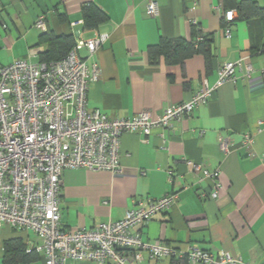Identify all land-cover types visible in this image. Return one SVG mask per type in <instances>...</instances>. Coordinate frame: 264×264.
<instances>
[{"label":"crops","instance_id":"crops-1","mask_svg":"<svg viewBox=\"0 0 264 264\" xmlns=\"http://www.w3.org/2000/svg\"><path fill=\"white\" fill-rule=\"evenodd\" d=\"M241 0H157L159 13L145 12L146 0H0V64L25 58L40 61L48 47L47 34L71 35L74 41L95 31L106 37L89 53L79 50L87 66L96 62L98 80L90 81L88 109L108 117H131L142 110L160 113L165 107L188 101L204 82L212 85L223 62L242 60L233 79L217 87L190 116L155 127L145 137L125 132L120 138V169L66 168L62 172L60 223L66 231L90 228L101 221L118 220L137 199L178 193L177 201L157 212L144 225L134 227L143 241L181 247L198 244L214 254L239 255L242 264L264 262V20L253 14L242 18ZM264 7V0H252ZM93 5L106 20L87 27L83 7ZM221 10L234 9L231 35L223 33ZM43 15L46 30L35 25ZM71 22H76L74 25ZM200 49L183 60H152L151 48L161 39L195 41ZM253 134L251 155L241 143L243 133ZM229 137L230 151L223 153L218 140ZM218 169L220 188L209 193L212 179L191 170L187 161ZM171 171L172 180L168 179ZM20 237L33 246L31 230L4 226L0 229V260L3 243ZM33 264H44L43 256ZM64 264H97L66 259ZM129 264H188L182 260L155 259Z\"/></svg>","mask_w":264,"mask_h":264},{"label":"built area","instance_id":"built-area-1","mask_svg":"<svg viewBox=\"0 0 264 264\" xmlns=\"http://www.w3.org/2000/svg\"><path fill=\"white\" fill-rule=\"evenodd\" d=\"M223 33L231 35L235 10H221ZM150 17L159 13L157 0H146ZM76 22H71L74 25ZM35 25L46 30L43 15ZM106 37L97 31L79 37L59 59L33 62L25 58L0 64V229L4 226L31 230L36 236L34 249L44 264H64L66 259H83L97 264H129L145 259H177L188 264H242L239 255L227 251L216 254L195 243L181 247L142 240L134 227L146 224L154 214L168 209L178 193L158 198L137 199L118 220L101 221L90 228L66 231L60 223L62 172L66 168L92 170L120 169V138L125 132L147 137L153 128H172L174 121L191 115L205 103L223 82L233 79L237 67L244 66L249 77L251 64L242 60L223 62L214 84L204 82L188 101L165 107L160 113L142 110L131 117H108L99 109H88L89 82L98 80L101 69L96 62L89 68L79 54L85 48L93 53ZM203 36L196 37L195 43ZM242 145L251 155L254 138L243 133ZM223 153L230 151L231 140H218ZM264 164V153L261 156ZM193 172L212 179V188L203 198H216L219 170L187 161ZM168 179L172 180L171 171ZM261 264H264L261 263Z\"/></svg>","mask_w":264,"mask_h":264},{"label":"trees","instance_id":"trees-1","mask_svg":"<svg viewBox=\"0 0 264 264\" xmlns=\"http://www.w3.org/2000/svg\"><path fill=\"white\" fill-rule=\"evenodd\" d=\"M237 12L242 18H249L253 14H259L264 20V7H258L252 0H241L238 2ZM83 19L87 27H94L96 24L106 20V15L93 5L84 6ZM233 22V21H232ZM231 22V24H232ZM223 26V24H222ZM48 47L41 54L40 61H48L63 57L73 46L74 39L71 35L57 37L51 32L46 33ZM199 43L195 41L175 39H161L155 48H151L152 60H158L162 55L165 61L183 60L195 51L200 49ZM3 262L5 264H33L39 260L40 253L34 249L27 251V245L20 237H12L3 243Z\"/></svg>","mask_w":264,"mask_h":264},{"label":"rangeland","instance_id":"rangeland-1","mask_svg":"<svg viewBox=\"0 0 264 264\" xmlns=\"http://www.w3.org/2000/svg\"><path fill=\"white\" fill-rule=\"evenodd\" d=\"M0 263H2L1 260H0Z\"/></svg>","mask_w":264,"mask_h":264}]
</instances>
